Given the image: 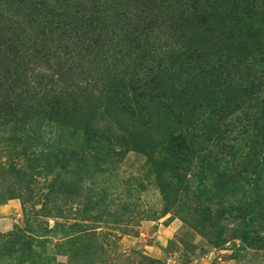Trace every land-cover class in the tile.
<instances>
[{
    "label": "rangeland",
    "instance_id": "rangeland-1",
    "mask_svg": "<svg viewBox=\"0 0 264 264\" xmlns=\"http://www.w3.org/2000/svg\"><path fill=\"white\" fill-rule=\"evenodd\" d=\"M238 52L232 85L264 100V0H0V264H264L259 102L183 171L167 115L108 111L113 81L132 99L131 81Z\"/></svg>",
    "mask_w": 264,
    "mask_h": 264
},
{
    "label": "trees",
    "instance_id": "trees-1",
    "mask_svg": "<svg viewBox=\"0 0 264 264\" xmlns=\"http://www.w3.org/2000/svg\"><path fill=\"white\" fill-rule=\"evenodd\" d=\"M210 55H202L201 58L211 63ZM215 56L220 55L215 54ZM242 59L241 52L233 54L231 57L227 56L225 59L219 60V66L215 72L212 67H209L203 69L202 73H195V76L191 78H188L185 69L181 70L180 66L174 68L179 70L178 73L169 69L156 72L151 78V84L147 90H144L145 87L140 89L137 86L140 94L137 92L138 88L131 81L128 86L130 94L133 96L132 99L128 98L123 85H118L113 81L110 87L111 97L108 101L113 111L111 109L108 111L131 113L133 117L136 116L140 126L149 124L148 121L154 119V116L160 119L163 118L161 117L163 115H167L169 121L173 120L178 124L180 128L168 130L169 134L164 141L169 145L166 158L173 163L171 166L180 171L184 170L185 164H189L190 154L195 151L196 147H199L200 143L222 139L224 131L221 127L225 120L245 108L247 103L253 102L252 100L259 102L261 106L259 114L262 125L259 128V135L260 139L264 141V100L259 101L257 96L250 99V94H256L254 82L248 83V87L243 84L232 85L233 79L224 69V65H229L234 69L233 64L238 62L240 65ZM184 65L189 66V63ZM220 78H222L221 81ZM155 102L160 105V110H158L159 107L153 106ZM62 105L71 113L70 115L66 114V117L70 116V120L74 119L78 113L76 109L69 107L67 102H63ZM153 110L156 112H152ZM145 119L147 122L144 121ZM138 137V134L130 135L125 142L127 147L130 150L147 154L145 141ZM199 140L201 142H198ZM256 156L257 154L251 152L249 157L245 158V163L252 164L253 158ZM259 156L262 155L259 154ZM261 158L264 159V157Z\"/></svg>",
    "mask_w": 264,
    "mask_h": 264
}]
</instances>
